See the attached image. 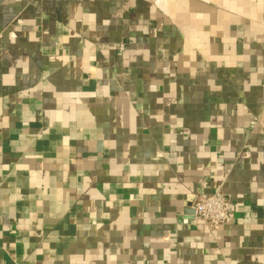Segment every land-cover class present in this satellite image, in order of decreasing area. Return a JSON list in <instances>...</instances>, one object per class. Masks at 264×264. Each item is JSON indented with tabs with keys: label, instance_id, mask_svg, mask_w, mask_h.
<instances>
[{
	"label": "crops",
	"instance_id": "1",
	"mask_svg": "<svg viewBox=\"0 0 264 264\" xmlns=\"http://www.w3.org/2000/svg\"><path fill=\"white\" fill-rule=\"evenodd\" d=\"M0 264H264V0H0Z\"/></svg>",
	"mask_w": 264,
	"mask_h": 264
},
{
	"label": "built area",
	"instance_id": "2",
	"mask_svg": "<svg viewBox=\"0 0 264 264\" xmlns=\"http://www.w3.org/2000/svg\"><path fill=\"white\" fill-rule=\"evenodd\" d=\"M187 208L192 211V214H181L179 218L180 221L186 223L201 220L211 228H216L232 218L230 200L220 190L194 196L191 202L188 203Z\"/></svg>",
	"mask_w": 264,
	"mask_h": 264
},
{
	"label": "water",
	"instance_id": "3",
	"mask_svg": "<svg viewBox=\"0 0 264 264\" xmlns=\"http://www.w3.org/2000/svg\"><path fill=\"white\" fill-rule=\"evenodd\" d=\"M184 215H190L192 214V211L188 208L185 209V211L183 212Z\"/></svg>",
	"mask_w": 264,
	"mask_h": 264
}]
</instances>
